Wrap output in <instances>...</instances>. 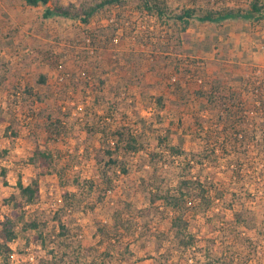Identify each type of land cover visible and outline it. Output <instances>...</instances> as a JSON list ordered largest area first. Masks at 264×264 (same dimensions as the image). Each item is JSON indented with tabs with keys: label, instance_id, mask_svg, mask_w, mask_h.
<instances>
[{
	"label": "rangeland",
	"instance_id": "rangeland-1",
	"mask_svg": "<svg viewBox=\"0 0 264 264\" xmlns=\"http://www.w3.org/2000/svg\"><path fill=\"white\" fill-rule=\"evenodd\" d=\"M249 1L157 0L158 17L123 0L83 23L0 0V230L9 218L16 232L0 264H264V18L174 17ZM117 129L136 149L105 168L95 155ZM35 150L51 155L40 176ZM18 178L38 179L32 203L18 206ZM181 178L205 194L177 237L181 212L150 198Z\"/></svg>",
	"mask_w": 264,
	"mask_h": 264
},
{
	"label": "trees",
	"instance_id": "trees-1",
	"mask_svg": "<svg viewBox=\"0 0 264 264\" xmlns=\"http://www.w3.org/2000/svg\"><path fill=\"white\" fill-rule=\"evenodd\" d=\"M49 0H24V3L29 6H38V5H46ZM123 0H100L94 3H91L90 6H82L75 11L71 10L69 7L63 6H55L49 7L45 6L42 16L44 18H49L52 16H64L71 17L81 20L83 23H88L90 18L100 10H102L105 6L111 4H122ZM142 2V6L145 7L148 11L152 13H156L158 17H162L165 8L161 7L157 4V0H140ZM176 19L187 22L190 18H196L200 21H209V22H220L225 19L232 18H241L251 20L253 18L261 19L264 18V1L262 0H250L248 7L245 9H235V8H226L219 11H205L202 15H195V10L191 8L182 9L178 14L174 16ZM46 76L43 75L40 77V82H45ZM115 134L112 139L111 146H107L104 149H99V151L103 150V152L96 153L95 158L98 165L103 163V166L110 167L117 163V153L120 150L121 144L123 143L124 151H134L136 149V140L129 132H126L125 141L123 139V132L120 129L113 131ZM103 138L105 141L108 139V134L103 130ZM171 150L174 152H179L178 148L171 147ZM106 156V160L104 159ZM32 160H38L37 163V174L38 176L47 173L48 168L50 167L51 155L44 152L35 150L33 153ZM39 166V167H38ZM125 171V170H124ZM101 175L105 176V170H101ZM199 181H194L192 179H182L175 186V189L160 191L157 189L156 192L152 193V198H150L151 203L154 206L158 203L166 204L168 207L172 208L175 212H181L175 215L171 220V227L175 231L177 237L180 236L182 231V207L185 203H187V198H204L205 190L200 187ZM17 188L19 190L20 201L18 202V206H24L26 204L32 203L38 195V179L34 178L29 183L24 184L20 178L17 180ZM145 211L149 214L150 208L145 209ZM122 213V212H121ZM122 214H117L115 217V222L113 224L114 233L120 234L124 226V222L121 219ZM4 226L0 230V238L3 239L4 244L1 245L6 251H9V243L15 239L16 232L10 226V219L6 218L3 223ZM60 224V228L65 229L62 223ZM30 226L35 227V223H31ZM62 234V233H61ZM192 238L190 237L187 240L179 239V243L182 245H188L192 243Z\"/></svg>",
	"mask_w": 264,
	"mask_h": 264
},
{
	"label": "built area",
	"instance_id": "built-area-1",
	"mask_svg": "<svg viewBox=\"0 0 264 264\" xmlns=\"http://www.w3.org/2000/svg\"><path fill=\"white\" fill-rule=\"evenodd\" d=\"M114 40H115V41L117 40L116 37L114 38Z\"/></svg>",
	"mask_w": 264,
	"mask_h": 264
}]
</instances>
